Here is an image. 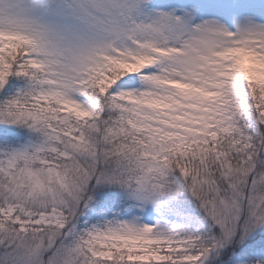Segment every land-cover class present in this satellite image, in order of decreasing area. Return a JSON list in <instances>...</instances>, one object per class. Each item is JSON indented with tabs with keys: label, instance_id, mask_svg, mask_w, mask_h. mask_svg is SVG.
<instances>
[{
	"label": "snow or ice",
	"instance_id": "snow-or-ice-1",
	"mask_svg": "<svg viewBox=\"0 0 264 264\" xmlns=\"http://www.w3.org/2000/svg\"><path fill=\"white\" fill-rule=\"evenodd\" d=\"M0 264H264V0H0Z\"/></svg>",
	"mask_w": 264,
	"mask_h": 264
}]
</instances>
